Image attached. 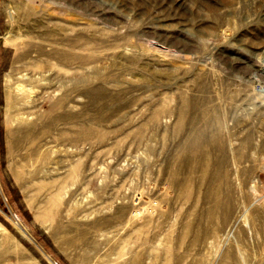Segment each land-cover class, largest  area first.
Segmentation results:
<instances>
[{
    "label": "rangeland",
    "instance_id": "374dc122",
    "mask_svg": "<svg viewBox=\"0 0 264 264\" xmlns=\"http://www.w3.org/2000/svg\"><path fill=\"white\" fill-rule=\"evenodd\" d=\"M0 264H264V0H0Z\"/></svg>",
    "mask_w": 264,
    "mask_h": 264
},
{
    "label": "bare ground",
    "instance_id": "6f19581e",
    "mask_svg": "<svg viewBox=\"0 0 264 264\" xmlns=\"http://www.w3.org/2000/svg\"><path fill=\"white\" fill-rule=\"evenodd\" d=\"M17 89H18V91H19V90H21V89H20V88H18V87H17Z\"/></svg>",
    "mask_w": 264,
    "mask_h": 264
}]
</instances>
